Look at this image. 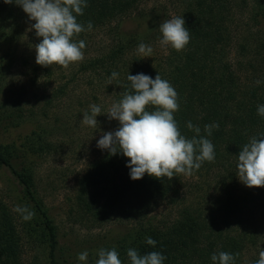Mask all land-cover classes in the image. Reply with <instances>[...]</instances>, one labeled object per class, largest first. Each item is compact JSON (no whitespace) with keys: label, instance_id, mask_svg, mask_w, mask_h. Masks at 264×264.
Returning a JSON list of instances; mask_svg holds the SVG:
<instances>
[{"label":"trees","instance_id":"obj_1","mask_svg":"<svg viewBox=\"0 0 264 264\" xmlns=\"http://www.w3.org/2000/svg\"><path fill=\"white\" fill-rule=\"evenodd\" d=\"M87 3L79 20L93 28L78 37L85 41L84 60L52 69L31 55L40 43L29 31L34 22L21 7L0 0V171L16 179L7 193L0 187V264H81L84 251L87 264H95L97 250L113 247L124 264H130L129 248L159 251L164 264H212L211 255L221 251L233 254L235 264H248L247 253L264 246V188H248L236 173L243 145L264 136V117L257 114L264 105V0ZM173 16L183 17L191 31L186 50L159 45V54L140 56L138 45L154 49L160 24ZM21 68L31 92L24 82L12 84ZM113 71L118 78L109 83ZM139 73L159 74L174 86L181 132L191 138L188 122L198 126L215 146V162H204L191 176L158 180L145 174L133 181L128 158L103 150L78 177L71 211L74 226L87 232L62 233L38 181L39 166L63 148L70 131L59 114L78 110V121L91 104L105 114L107 102L130 90L127 76ZM97 118L112 131L119 127L106 115ZM211 124L219 127L207 136L204 126ZM17 206L35 216L25 221Z\"/></svg>","mask_w":264,"mask_h":264},{"label":"clouds","instance_id":"obj_2","mask_svg":"<svg viewBox=\"0 0 264 264\" xmlns=\"http://www.w3.org/2000/svg\"><path fill=\"white\" fill-rule=\"evenodd\" d=\"M4 3L21 7L29 20L34 22L29 31L34 30L40 39V43L34 46L37 65L68 69L84 60L85 41L78 37L93 28L91 22L85 25L79 20L88 7L87 0H4ZM158 31L161 34L159 44L177 52L186 50L191 41V31L183 17L173 16L164 20ZM137 53L142 57H151L153 48L140 43ZM117 78L118 73L113 71L109 83ZM127 79L130 90L121 92V98L113 102L105 114H102L104 110L101 106L91 104L89 111L83 115V125L91 128L99 125L97 117L101 115L119 123L115 131L101 135L98 148L112 156L119 153L128 158L127 167L133 181L143 179L145 174L158 180L191 176L204 162H215V146L201 135L198 126L188 122L187 128L195 133L191 138L181 132L175 118L180 110L179 95L169 81L159 74L153 79L143 73L129 74ZM257 114L264 117V105H258ZM218 127V124L205 125L204 132L211 136L213 128ZM236 175L250 189L264 188V136H254L243 145L237 157ZM16 211L25 221L35 216L27 206H17ZM146 243L153 248L156 246L151 237L146 238ZM96 255L95 264H124L115 247L100 248ZM126 255L130 264H164L166 260L159 251L140 254L135 248H129ZM88 258L87 251L78 254L81 264H87ZM211 261L212 264H235V256L221 251L213 253ZM256 264H264V250L259 252Z\"/></svg>","mask_w":264,"mask_h":264},{"label":"rangeland","instance_id":"obj_3","mask_svg":"<svg viewBox=\"0 0 264 264\" xmlns=\"http://www.w3.org/2000/svg\"><path fill=\"white\" fill-rule=\"evenodd\" d=\"M154 45L157 46H155L153 50L158 53L155 49L161 48L159 46V41ZM35 54V51L32 50L31 55L34 56ZM12 79H14L12 84L21 87L24 82V87H26L29 92L32 91L33 85L31 80L25 76V71L23 72L22 68L20 71L18 70L15 72ZM38 86H41V83H39ZM107 104L108 106L106 109L111 103L107 102ZM77 111L78 110L70 111L68 114L69 117L67 114L63 116V114L57 112V114L60 115L59 117H62L64 120H69L70 122L68 124V126H70L68 137H62L64 141L62 142L63 148H59L57 153H53L43 160L38 168V181L40 183L41 195L62 233H68L72 228L80 231V233L87 232L81 229L80 225L74 226L73 220L71 219V211L75 205V198L78 190V177L103 151L97 146V142L101 135L112 131L103 120L98 118L99 125H97L96 128L83 125L82 120L84 114L79 116L78 121L75 120V116L78 115V113L75 114ZM26 129H28V127ZM13 182H16V179L9 171H0V187L4 193H7V190L10 189V183ZM261 250H264V246L249 251L245 256V262L252 264L253 261H257Z\"/></svg>","mask_w":264,"mask_h":264}]
</instances>
